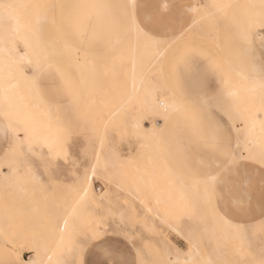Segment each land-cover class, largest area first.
<instances>
[{
  "label": "rangeland",
  "instance_id": "rangeland-1",
  "mask_svg": "<svg viewBox=\"0 0 264 264\" xmlns=\"http://www.w3.org/2000/svg\"><path fill=\"white\" fill-rule=\"evenodd\" d=\"M92 1L32 0L30 2L56 5L54 9L49 10L48 22L43 26L40 34L37 37H30V39L34 43H38L39 46L44 49H48L47 45L50 44L49 59L52 65L51 68L57 67L61 70L68 69L74 80L77 82L78 90H76L75 97L72 99V101L76 99V102L71 103V101L70 106L68 105L69 103L65 104L67 106V114L71 116L70 119L65 118L64 124V127L69 129L71 132V136L69 138L71 148L68 149L70 162H66L63 156H55L49 151L48 147H42L40 142H36L33 145L34 151H26V155L19 157L15 161V164L11 165L16 169V173H9L7 165L2 166V170H4L8 175L0 177V228L8 235V237L10 236L15 239L19 246L15 247L18 250H14L11 248L10 244L0 242V247L9 248L14 253H17L18 251L21 255L24 254L26 260H29L38 252L40 254L47 252L64 257V263L70 262L73 259L72 249L76 246L75 242L78 240L83 241L84 244L88 243L83 255V259L87 262V264H96L98 261L112 259L127 261L128 264H139L141 259H160L161 256L158 247V239L161 237L166 238L171 243L182 249L189 246L188 240H186L183 236L174 233L168 228V226L162 223L161 220L154 218L151 213L149 215L154 220L155 225L161 232L162 236H154L142 225L141 215L145 212H149L148 209L155 206L154 201L158 192H152L151 190H148V187H143L146 189L141 190L142 187L139 186L140 189H136V191L142 192L145 200H143V196L141 194V197L139 196V192L138 194H135L136 192L134 189L138 187L140 184L139 182H141L138 174L141 173L143 178L146 177L147 182V179H153L154 175L151 176L149 171V174H147V172L139 170L140 167L144 168V164L142 167V161L139 159L142 156L140 154L144 152V144L139 141L137 137L132 135L131 132L127 133L128 130H124L126 134H123L124 132H122L121 129H124L122 126H129V122L127 120L131 115L141 117L144 125L149 127L154 121L149 110L144 107L142 103H138L133 100L118 113V117H123L121 118L122 120L120 123L117 121L106 127H101L99 124L100 119L107 115L104 113H111V107L117 106L118 103L121 102L118 101V99L120 100V92L126 89V78L119 81L112 73L105 72V62H107L113 54L111 52V48L113 46L112 44L114 43V40L121 37L120 35H122L125 28L122 24L121 9L111 8V10L114 11V16L116 18V27L114 28L113 34L109 36L108 39L92 40V34L94 31L100 33L101 30H103V32H105L107 26L109 25H107V18H105L104 14L100 12L102 8H93L89 6L122 4L121 0ZM187 1L188 0H176L177 3L182 5ZM205 1L206 0H198L199 3H204ZM260 5L261 0H236L233 3V7L228 9L226 14H223V18L221 17L222 20L220 19L218 25V28L220 29L217 28L218 32L220 31V40L226 50L224 53L228 57L230 64L233 68L246 73H252V69L256 63L255 54H259L260 58L264 59V48H261L260 42L256 41L252 52L245 53L244 45L238 39V22H242L249 14L259 15L261 10ZM255 8H257L258 13H254ZM70 10L71 12H69ZM72 15L74 17H80L84 20V23L80 27L81 30L79 28L72 27L67 23L68 18L73 17ZM88 18H90V23L88 22ZM53 19L55 20V23H53ZM189 20L190 17L185 15L184 22L188 23ZM76 29L77 31L79 29L81 32H76ZM211 29L213 31V28ZM18 45V50L23 51V46H21V44ZM188 48H193L198 50L200 53L202 52L206 54V56L212 58L211 60L216 63L218 68L217 78L212 90L203 96L198 98L195 97L198 100L204 98L208 99L213 94L217 93L221 88L223 78L222 64H224L225 70L223 55L220 52L221 56L214 53L209 46L204 44ZM91 66H93V68L95 67V70H93ZM25 68L29 72L33 71L31 65L27 64L25 65ZM47 69L48 68L44 71L43 76H45ZM118 81L121 82L120 88H118ZM42 96L46 100V97L43 94ZM186 97L189 99L192 98L189 96ZM65 105H62V103H56L55 106L60 108L56 109L57 111H53L55 113L63 111L62 107ZM193 111H212L218 115V118H210L207 115H205L204 118L184 117L186 113ZM155 120L159 121V119ZM0 122H3L2 115H0ZM89 124H92L91 128L89 127ZM120 125L122 126L119 127ZM163 125L160 146L165 136L164 132L166 130L173 131L181 125L189 128H198L200 129V132L203 133H208L207 130L216 128L219 129L223 135H225V141L228 144L227 148H229L230 152L235 154L236 150L234 149V143L236 141V135L234 132V126L241 125V121L237 118H230L222 109H216L214 104H198L183 108L182 111H179V113L177 112L173 114L172 117ZM20 134L24 136L23 132H20ZM128 134L131 135V137ZM118 135L121 136L118 137ZM124 136L127 137L126 141L128 142H124ZM261 138L263 141L260 143V149L262 153H264V136ZM0 143H2V137H0ZM112 146L113 149H111ZM88 147L89 150L86 149ZM110 150L116 151V153L119 154V157L123 158L128 155L131 156L133 153L134 156L132 155V157H136L133 162L139 159L138 161H140V163H133L136 165V169L128 166L126 172L122 174V176L124 175L125 177L124 183L126 185L124 187H120L118 185L120 181L116 180L118 173L115 172V169L119 166L121 169L123 160H119L121 163H116L115 166L111 167L112 171L110 172L109 177L101 173L93 176L92 184L98 194L104 193L107 189H110L112 197L116 199L114 207L123 209L127 213L133 210V217L130 216V218L119 219L117 217L113 218L108 216L104 218L106 231L102 234L100 240L88 242L87 238L83 236L84 230H79L73 244H58L54 237L55 234L53 227L58 222L59 216L63 212L65 206L64 203L67 204L68 202H71L67 185L71 184L76 179L77 175L83 171L85 167L91 164L97 153H102L104 155L109 153ZM3 156V152H0V161ZM260 157L261 155L248 157L244 159V161L261 165L259 163ZM49 160L50 165L48 168H45V162ZM165 163H167L166 160ZM167 166L171 168L168 164ZM127 170L129 171L128 173ZM137 171L138 173H136ZM33 173L35 175H39L40 179L37 180L36 177L33 176ZM176 173L188 180H199L198 177L186 176L179 174L178 172ZM106 178H110V180ZM128 179L131 180L133 185ZM135 180H139V182ZM129 183L132 185L130 188H128ZM132 192L135 193L133 194ZM213 201L215 206H217L214 198ZM140 202H142V204ZM162 205L163 204H161V209L165 211L166 206ZM128 207L129 209L127 211ZM217 209H219L218 206ZM262 218L242 223L256 224L261 221ZM197 239L200 243L201 250L204 252V257L207 258L208 256L205 253H210L215 240L205 238L204 236H198ZM235 243L236 242L230 241L222 247L223 250L226 251V253L220 255V258L225 259L223 262H228V264H249V262H253L251 260V256L247 254L240 255L235 253V251L239 248L238 244ZM69 247L72 248L70 252L65 249ZM103 248L110 249L112 255L106 256L102 250Z\"/></svg>",
  "mask_w": 264,
  "mask_h": 264
},
{
  "label": "bare ground",
  "instance_id": "bare-ground-1",
  "mask_svg": "<svg viewBox=\"0 0 264 264\" xmlns=\"http://www.w3.org/2000/svg\"><path fill=\"white\" fill-rule=\"evenodd\" d=\"M31 1L32 0H5L7 3L29 4ZM121 1L122 4L126 2V0ZM149 1L150 0H140V2L143 3H147ZM235 1L236 0H206L204 3H199L198 0H188L183 5L185 6L184 14L190 17V20L188 23L181 24L180 27L175 30L172 28L169 29L166 34L168 44L162 45L159 48L150 47L145 49L143 46H140L137 50V37L135 33L124 29V32L120 35L121 37L114 40L111 48V52L113 54L109 60L105 62V72L112 73L119 81L126 78V89L120 92V100L118 99V101L121 102L118 103L117 106L111 107V113H104L107 115L100 119L99 124L101 127H106L117 121L120 123L122 120L121 118L123 117H118V113L133 100L138 103H142V105L149 110L151 117L154 119L149 127L144 125L141 117L135 115H131L127 120L129 122V126L127 125L128 127L122 125L119 127H124V129H121L122 132H124L123 134H126L125 131L128 130L127 133L131 132L132 135L137 137L139 141L144 144V152L140 154L142 156L139 158L143 162H141V166L144 164V168L140 167V169H138L142 172H147V174L150 173L151 176H155V178L153 176V179H149L147 176V182L146 177L143 178L139 172L140 174L138 175L141 182H139V180H135L140 184H137L138 187L136 188L133 187L136 192L134 193L138 194L139 191L137 192L136 189L139 190V186L142 187L141 190L146 189L143 187H148V190L159 193H157L158 195L156 194L157 197H155V206L149 208V212H145L141 215L142 225L154 236H162L161 232L156 227L154 220L149 215L151 213L154 218L161 220V222L168 226V228L174 233L181 235L188 240L189 246L182 249L171 243L166 238L161 237L158 239V247L161 258H170L172 260L179 259L181 264H184V261L186 260L199 262V264H208L209 261H211L212 264H216L217 261L223 262L225 259L220 258V255H223L226 251L223 250L222 247L230 241L238 244L239 248L235 251V253L240 255L247 254L251 256V260L254 262L253 264L259 261L261 251L264 249V231H262L264 216L262 220L256 224H245L235 221L232 216L220 209H217L213 199L211 202L209 201L205 193L204 185L200 183L199 180H188L179 176L176 172L169 168L167 163H165L163 155H161L162 152L160 151V139L162 137L161 134L164 126L163 124L166 123L173 114L177 112L179 113V111H182L183 108L192 105L214 104L216 109H222L230 118H237L241 121V125L234 126V132L236 135V141L234 143V149L236 150L234 154L235 157L238 160H244L248 157L260 156L262 154L260 143L263 141L261 137L264 136V105L261 104L259 93H256L255 100L250 103L243 112L237 109L234 104V98L233 96H230L229 93L238 94L243 87L250 84L252 79L258 81L260 77V66L264 63V59L260 58L259 54H255L256 63L252 69V73H246L233 68L228 60V57L224 53L226 50L220 40V31L218 32V29L220 28H213L212 31L211 27H209L206 23H193L192 19L194 14L187 11V6L189 4L210 5L215 2H222L233 5ZM69 12H71V10ZM254 13H258L257 8H255ZM223 14L224 13L220 14V19L221 17L223 18ZM11 27L12 25L7 20L0 24V66L7 67L15 62L20 64L21 70L14 73L15 78L11 81L10 88L7 80H5L3 82L2 89H0V115L3 117V122H0V129L9 123V121L5 119V113L14 112L26 106L31 113V117L34 120L35 125L42 132V136L32 142L31 151H34L33 145L36 142H40L42 147H48L44 138L48 135L47 130L49 125L53 127V130L57 123L65 126V118L70 119L71 116L67 114V106L65 104V106L62 107L63 111L55 113L53 110L59 109L60 107L51 106L43 98L41 91L37 92L31 88L28 78L33 75L35 69L33 65L28 64L27 61L30 58L34 59V56L31 55L32 49L25 46L23 36H15L12 34ZM79 29L81 30V28ZM79 29L78 31H80ZM78 31L76 29V32ZM189 39H200L206 41L218 52H220L224 58L225 70L223 72L224 74L221 88L217 93L208 98L209 100L207 98L201 100L193 98L189 99L178 94L170 86L165 75V61L168 53L174 46ZM256 41H259V39L257 38ZM18 44L23 46V51L18 50ZM47 47L48 49L43 48V50L50 57V44L47 45ZM165 48H167V51H164ZM162 52L163 55H161ZM27 64L32 66V72L27 71L25 68V65ZM91 67L93 68V66ZM118 86V88L121 87V82L118 83ZM74 102H76V99L71 103ZM71 103L68 105L70 106ZM155 119H159V121ZM91 125L89 124L90 128L92 127ZM20 136L21 139L24 138L21 134ZM120 136L118 135V137ZM129 136L131 137V135ZM124 137V142H128L126 141L127 137ZM86 149L89 150V147ZM111 149H113V146ZM132 155L133 153L131 156L128 155L123 158L119 157V154L112 150L104 155L102 153H97L91 164L85 167L71 184L67 185L71 202H68L67 204L64 203L65 206L63 212L60 214L58 222L53 227L55 234L54 237L58 244H73L79 230H84L83 236H85L89 242V238L92 236L94 230L100 232L101 236L106 231L104 218L110 216L113 218L117 217L119 219H124L130 218V216L134 214L133 210L127 213L123 209L114 207L116 199L112 197L110 189H107L104 193L98 194L92 184L93 175L91 172V169L95 167L96 174L101 173L109 177V174L112 171L111 167L115 166L116 163H121L119 160H123L121 169L119 166L115 169V172L119 175L116 177V180L120 181L118 185L120 187H124L126 185L124 183L125 177L124 175L122 176V174L126 172L128 166L136 169L137 167L133 163H140V161H138L139 159L133 162L136 157L133 158ZM17 159V157L13 156H3L0 161V177L8 175L4 170H2L3 165H7L9 173H16V169L11 165L15 164ZM86 169H88L89 180L87 184L82 186L81 181ZM128 172L129 171L127 170V173ZM136 173H138V171ZM74 174L76 175L75 172ZM33 176H35L37 180L40 179L39 175H35L33 173ZM106 179L110 180V178ZM128 180L131 183V180ZM130 183L128 188L133 185L132 183V185H130ZM82 187L83 189H86V195L82 190ZM140 194L142 195V192H139V196ZM142 196L143 200H145L144 194ZM140 203L142 204V202ZM161 204H163L162 206H166L165 211L161 209ZM128 209L129 207L127 208V211ZM225 214L226 219H229L233 224L242 225L243 235H233L220 221L219 217L225 216ZM198 236H204L205 238L215 240L210 253H205L208 256L207 258L204 257V252L200 248V243L197 239ZM0 242L10 244L13 249L18 250L15 248L19 246L18 242L10 236L8 237V235L3 232L1 228ZM75 244L76 246L84 245L81 240L76 241ZM65 249L70 252L72 248L69 247ZM63 260L64 257L58 256L57 254L47 252L40 254L38 252L29 260H25V264H65Z\"/></svg>",
  "mask_w": 264,
  "mask_h": 264
},
{
  "label": "snow or ice",
  "instance_id": "snow-or-ice-1",
  "mask_svg": "<svg viewBox=\"0 0 264 264\" xmlns=\"http://www.w3.org/2000/svg\"><path fill=\"white\" fill-rule=\"evenodd\" d=\"M56 5L43 3H7L0 0V24L7 20L11 25V32L15 36H23L25 46L32 49L31 55L34 59H28V64L33 65L35 71L28 78L31 88L37 92L47 89L49 86L43 81L42 77L46 68H51L49 56L38 43H34L30 37H37L48 22V12L54 9ZM82 7V6H75ZM89 7L111 9L119 8L122 12V24L127 31L135 33L137 37V50L140 46L145 49L150 47L159 48L168 44L166 34L169 29L180 23L184 18L185 6L176 2V0H150V3H143L140 0H126L120 5H91ZM233 5L222 2L212 4L187 6V11L193 13V23H207L209 27L216 28L219 25L220 14L227 13V10ZM254 7V6H250ZM146 9V11H145ZM260 13L247 15L242 22H238V39L244 45L245 53H251L257 38L261 48H264V0H261ZM143 13V15H142ZM90 23V18H88ZM53 23L55 20L53 19ZM67 23L75 28H80L84 20L80 17H70ZM108 33L101 30L100 33L93 32L92 40H102L109 38ZM170 46V45H169ZM167 51V48L164 49ZM163 55V52L161 53ZM19 63H13L7 67L0 66V89L3 82L7 80L9 88L11 81L15 78L14 73L20 71ZM95 70V67L94 69ZM259 93L261 104L264 105V63L260 66L259 80L252 79L249 85L243 87L240 93H229L234 98V104L237 109L243 112L247 106L256 98ZM58 90L51 89L49 103L51 106L56 105ZM9 123L0 129V152L5 157H21L31 151L32 142L42 136L41 130L35 125L31 113L27 107H22L14 112L4 114ZM24 133L21 139L20 132ZM48 135L45 137L49 151L55 156H63L66 162H70L68 149L71 148L69 138L71 132L63 125L57 123L54 130L51 125L48 128ZM207 151L206 156H200L196 160L197 167L195 174L199 182L204 185L205 193L209 201L215 199H226L236 213H244L248 210L250 200L251 181H243L240 178V165L235 155L230 152L225 145L219 143L215 138L203 141ZM185 163L190 164L189 159L185 158ZM259 163L264 166V153L261 154ZM50 165V160L45 162V168ZM92 175L96 176V168L91 169ZM89 180L88 169L85 170L81 184H87ZM82 190L87 194L86 189ZM220 193L218 196L217 193ZM261 197L264 199V178L261 181ZM83 199V198H82ZM220 221L230 230L233 235H243V227L240 224H233L225 216L219 217ZM264 231V225H262ZM101 233L93 231L89 242L100 240ZM102 243V242H101ZM87 244L74 246L73 259L65 264H87L83 259ZM106 256H111L112 252L108 248L102 249ZM179 255V254H178ZM96 264H128L127 261L120 260H103ZM139 264H181L179 259H141ZM184 264H199L195 261H184ZM208 264H212L211 261ZM216 264H228V262L217 261ZM253 264V262H249ZM255 264H264V249L261 251V257Z\"/></svg>",
  "mask_w": 264,
  "mask_h": 264
},
{
  "label": "crops",
  "instance_id": "crops-1",
  "mask_svg": "<svg viewBox=\"0 0 264 264\" xmlns=\"http://www.w3.org/2000/svg\"><path fill=\"white\" fill-rule=\"evenodd\" d=\"M147 3H150V1ZM100 12L104 14V17L107 18V22L109 23H107L109 26H107L105 33H108L110 34L109 36H111L116 27L114 11L111 9H101ZM184 19L185 15L183 20L172 27V29L175 30L180 27L181 24H184ZM201 44L209 46L214 53L220 55V53L206 41L189 39L174 46L168 53L165 61V75L170 86L178 94L185 97L189 96L193 99L210 92L214 87L218 74V68L216 63L211 60L212 58H209L202 52H198V50L188 48ZM222 66L223 76L224 64H222ZM42 79L49 86L47 89L41 91L46 97L47 102H49L52 88L58 90L56 103H70L75 97L77 82L74 80L68 69L61 70L57 67L51 69L48 68ZM205 115L210 118H218V115L212 111L188 112L184 117L204 118ZM207 132L208 133H203L200 132V129L198 128H189L182 125L173 131L166 130L161 144V152L167 164L179 174L198 177L195 174V169L197 167L196 160L200 156L207 155L203 141L215 138L219 143L228 147V144L225 141V135H223L219 129L212 128L211 130H207ZM227 149L229 150V148ZM186 157L189 159L190 164L185 163ZM238 161L240 165V178L245 182L250 180L252 185L248 210L244 213H236L232 210L231 204L226 199L214 198V200L218 208L232 216L235 221L249 222L258 220L264 216V199L261 197V181L262 178H264V166L256 163H249L244 160ZM217 195H220L219 191ZM25 260L24 254L21 255L18 251L17 253H14L9 248L0 247V264H23L25 263Z\"/></svg>",
  "mask_w": 264,
  "mask_h": 264
}]
</instances>
